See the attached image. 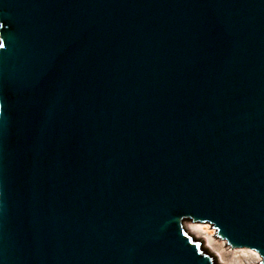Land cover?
Listing matches in <instances>:
<instances>
[{
	"label": "water",
	"instance_id": "1",
	"mask_svg": "<svg viewBox=\"0 0 264 264\" xmlns=\"http://www.w3.org/2000/svg\"><path fill=\"white\" fill-rule=\"evenodd\" d=\"M0 264H264V0H0Z\"/></svg>",
	"mask_w": 264,
	"mask_h": 264
},
{
	"label": "bare ground",
	"instance_id": "2",
	"mask_svg": "<svg viewBox=\"0 0 264 264\" xmlns=\"http://www.w3.org/2000/svg\"><path fill=\"white\" fill-rule=\"evenodd\" d=\"M188 227V226H187ZM189 232L193 234L195 237L198 238H204V234H207V232L204 229V226L201 224L197 223H190L189 227ZM208 246H211V242L208 241ZM213 246V245H212ZM214 248L218 251L217 255L219 256L220 260L222 263H227V264H254L252 263L253 260L258 257L260 260V256L257 252L248 250V249H243L242 251L238 250H227L224 253L221 252L222 246L220 245H215ZM226 261V262H225Z\"/></svg>",
	"mask_w": 264,
	"mask_h": 264
},
{
	"label": "rangeland",
	"instance_id": "3",
	"mask_svg": "<svg viewBox=\"0 0 264 264\" xmlns=\"http://www.w3.org/2000/svg\"><path fill=\"white\" fill-rule=\"evenodd\" d=\"M190 223H192V221H188V222H186V225L189 227V225H190ZM193 223H197V222H193ZM197 224H201V225H203L204 226V229H205V231L207 232V234H204L203 236H204V238H200V239H202L203 240V242H204V245L209 249V251L212 253V254H214L215 256H216V258L218 259V261H219V263L220 264H227V263H222L221 262V260H220V258H219V256L217 255V253H218V251L214 248V246L215 245H220V246H222V248H221V252H225V251H229V250H238V251H242L243 249H247V248H230L228 245H227V243H226V241L225 240H223V239H221V238H216V236H215V233H216V230L215 229H213V228H210L211 227V225L210 224H207V223H197ZM189 229V228H188ZM198 238V237H197ZM208 241H210L211 242V246H208ZM213 245V246H212ZM248 250H251V249H248ZM252 251H254V250H252ZM256 252V251H255ZM226 262V261H225ZM252 263H254V264H259V259H258V257H256V259L255 260H253L252 261Z\"/></svg>",
	"mask_w": 264,
	"mask_h": 264
},
{
	"label": "snow or ice",
	"instance_id": "4",
	"mask_svg": "<svg viewBox=\"0 0 264 264\" xmlns=\"http://www.w3.org/2000/svg\"><path fill=\"white\" fill-rule=\"evenodd\" d=\"M5 22L3 20H0V30H3L5 28ZM6 48V44L3 42L2 39H0V49Z\"/></svg>",
	"mask_w": 264,
	"mask_h": 264
}]
</instances>
